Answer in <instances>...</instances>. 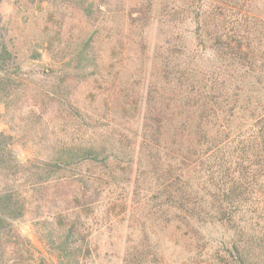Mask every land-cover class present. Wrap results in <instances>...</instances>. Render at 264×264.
Returning a JSON list of instances; mask_svg holds the SVG:
<instances>
[{
	"label": "trees",
	"instance_id": "trees-1",
	"mask_svg": "<svg viewBox=\"0 0 264 264\" xmlns=\"http://www.w3.org/2000/svg\"><path fill=\"white\" fill-rule=\"evenodd\" d=\"M47 1L44 41L65 68L63 79L49 88L62 116L59 133L43 113L17 108L20 68L0 35V106H15L12 121L35 128L37 137L32 158L19 163L10 150L16 135L0 131V264H49L13 225L27 211L55 264H90V221L101 207L106 216L126 214L129 189L135 205L129 221L145 241L127 247L123 264L155 257L150 246L158 238L150 242L151 235L168 226L192 234L189 264H264V57L254 37L233 23L229 28L228 18L210 16V35L195 38L212 52L203 67L198 62L204 51L203 57L185 54L180 38L167 39L165 49L157 50L165 57L142 102L141 126L134 129L133 112L141 102L111 93L112 107L104 102L110 119L105 112L90 113L74 97L81 84L100 89L116 80L98 35L72 21L80 15L96 26L108 0ZM20 186L30 187L28 200L20 197ZM211 228L223 233L205 252L200 243Z\"/></svg>",
	"mask_w": 264,
	"mask_h": 264
},
{
	"label": "rangeland",
	"instance_id": "rangeland-1",
	"mask_svg": "<svg viewBox=\"0 0 264 264\" xmlns=\"http://www.w3.org/2000/svg\"><path fill=\"white\" fill-rule=\"evenodd\" d=\"M48 4L47 0H2L0 35H5L6 45L20 68V76L16 79L22 84L19 90L21 101L17 108L27 112L33 108L37 113H43L51 120V128L59 133L62 116L58 111L57 100L51 98L53 94L49 93V88L63 79L65 68L58 52L50 51L44 41L43 29ZM210 16L224 20L228 18L227 21L231 22L227 24L229 28L234 24L233 27H238L240 33L254 37V45L264 57V0H108L104 15L94 27L88 25L80 15H74L73 23L79 27H87L94 35H98L103 61L109 67L113 65L110 78H116L110 83L102 82L100 89H97V83L81 84L74 91V97L79 98L82 107L90 113L105 112L111 119L113 113L107 111L104 105L106 101L112 107L110 100H113L114 95L111 93L119 95L122 101L129 96L128 103L141 102L140 110L132 113L135 115L132 127L139 129L142 102L151 82L155 80L162 58L165 57L157 50L161 46L165 49L166 40L174 36L182 40L185 54L197 53L202 56L204 50L198 46L195 38L196 35H210ZM204 52L206 54L203 61L198 62L202 67L205 66L207 57L212 55L210 51ZM208 64L210 65L209 62ZM262 79L264 82V77ZM250 81L254 82V79L251 78ZM90 91L97 93L98 97L95 99L87 96L86 93ZM262 91L264 97V90ZM14 109L15 106L7 111L5 105L0 106V131L16 135L10 150L17 162L25 163L32 158L36 147L33 140L37 138L34 134L36 129L25 130L17 124V118L12 121ZM110 119H105V122ZM128 192L129 209L126 214L106 216L107 208L101 207L97 217L90 221L93 227L90 264H123L127 247L144 239L140 228H133L130 224L131 211L135 205L131 189ZM18 193L28 200L31 189L29 186H20ZM13 225L22 237L31 242L37 255L49 264L57 262L56 256L49 254L45 244L39 239L30 211ZM154 232L150 242L158 238V244L156 247L151 245L150 248L157 255L150 256L146 264H189L186 242H190V232L179 226H168L164 230L155 227ZM222 233L223 230L218 228L206 230V239L200 243L205 247V252L213 251L210 247L220 242L218 237Z\"/></svg>",
	"mask_w": 264,
	"mask_h": 264
}]
</instances>
